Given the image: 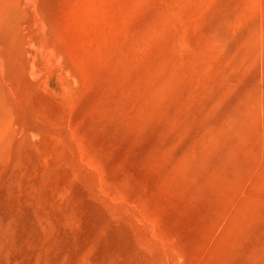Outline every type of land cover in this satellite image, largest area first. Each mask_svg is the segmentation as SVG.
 Here are the masks:
<instances>
[{
  "label": "rangeland",
  "instance_id": "374dc122",
  "mask_svg": "<svg viewBox=\"0 0 264 264\" xmlns=\"http://www.w3.org/2000/svg\"><path fill=\"white\" fill-rule=\"evenodd\" d=\"M0 264H264V0H0Z\"/></svg>",
  "mask_w": 264,
  "mask_h": 264
}]
</instances>
